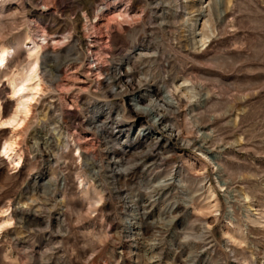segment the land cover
Returning <instances> with one entry per match:
<instances>
[{
	"label": "rangeland",
	"instance_id": "374dc122",
	"mask_svg": "<svg viewBox=\"0 0 264 264\" xmlns=\"http://www.w3.org/2000/svg\"><path fill=\"white\" fill-rule=\"evenodd\" d=\"M201 6L212 37L192 47ZM0 47V264H264V0H0ZM31 60L40 91L9 123ZM118 74L132 95L173 90L185 145Z\"/></svg>",
	"mask_w": 264,
	"mask_h": 264
},
{
	"label": "bare ground",
	"instance_id": "6f19581e",
	"mask_svg": "<svg viewBox=\"0 0 264 264\" xmlns=\"http://www.w3.org/2000/svg\"><path fill=\"white\" fill-rule=\"evenodd\" d=\"M196 1L200 5L205 3L206 6H208V8H209V6L211 4H215L217 6V5H220V3H221V0H196ZM200 9L201 10H198V11H200L199 12V16H201V17H198L191 24L192 31H191V33H189L190 36L188 37L192 47H195L197 45H199V46L205 45L207 42H209L210 38L212 37V28H211L209 19L205 18V19L202 20V17L206 16V14L204 13V10H202V6H201ZM33 47L35 48V46H33ZM7 55H8V49L4 48V47H0V67L3 66L7 62V59H8ZM100 59H101V57H100ZM96 60H98V59H96ZM120 75L121 74H118V75H116L114 77V79L117 82L116 85L118 86L115 89L116 90H120V92H121V94L123 96L124 95H128V97H129L128 101L131 102V110L134 111V113L136 115L141 114V115L147 117L152 123H154V125L157 126V128L161 132H163L165 134L164 136H165L166 139H168L170 141L178 142L177 144H179V145H185L187 143V139L181 134V131L178 130V128L175 127L172 124L168 125V123L165 122V118H164L165 114H166V110L168 109L167 107L176 106L178 104L173 90L165 89L161 95L157 94L156 96H154V95H152L150 93L148 94V92L146 93L147 95H145L144 93H141V92H138V91H137L138 93H135L134 95H132L131 93H128V91H127V89H128L127 86H129V84L131 83L130 80L129 79H124L125 77L124 76L122 77ZM40 80H41V78H40L39 73L37 71V62L35 60H31L30 63L27 66H24L15 76H13L11 78L10 83L12 85V92L15 93V94L16 93H20V97L18 99L19 103L17 104L16 111L14 112V115L12 116L11 121L9 123H16V125L22 124L23 118H21V120H18L17 119L18 113H23L25 115H28L27 113L30 111L31 103H32V101L35 100V96L40 91V87H41ZM184 82H186V81H184ZM179 88H181V89L185 88L186 92H187V90L190 89L188 86H184V83H179V85L176 87V89H179ZM144 96L146 97V103L145 104H140L139 101H142V98ZM121 112L122 111H120V109L118 111H116V113H115V115L113 117L114 123H116L115 121H116L117 117H119L121 115ZM196 132H197V137H195V139L198 142H200V146H201V143H202L201 141L203 140V138L208 137V134L203 132V131L201 132L200 130H198ZM163 133L155 134L152 141L157 143V140L159 139V136L160 135L163 136ZM12 150H13V147H12V144L10 142L6 141V142L3 143L2 151H1L3 156H4V154H6L8 156V158H11L10 151H12ZM147 153H149V152L146 151V154ZM202 153L205 155V156L203 155L204 157H206L209 161H211L214 164L213 167H214V170L216 171L217 176L220 178V182L225 185L224 180H222L221 176H220V174H221V166L216 162V160L219 158V156L216 155V154H212L211 150H209L207 148H205V150L202 151ZM115 162H116V160H115ZM173 168H174V166H173ZM174 169L171 172L169 171L170 173H168L164 178H162L158 182H160V183L162 182L163 184H165L169 180H173V179H176V178L179 180V178H180L179 172L177 170H174ZM202 173L204 174V172H202ZM201 177H203V176H201ZM205 188L206 187H205V184H204V180H199L196 191L199 192V193L200 192L203 193ZM206 190H208V192H209L208 194H210L208 196L212 197L214 195V192H213V189H212L211 186H208L207 189H205V191ZM188 194H190V193H188ZM228 198H232V195H229ZM210 202H212V201H210ZM205 206H206V204L204 205V207ZM215 206H216V203H214V204L208 203L207 204V207H210V208H213ZM136 223H138V222H136ZM132 225H135V222H132ZM1 227H2V224L0 223V229H1ZM227 241L229 243H231L230 240H227Z\"/></svg>",
	"mask_w": 264,
	"mask_h": 264
}]
</instances>
